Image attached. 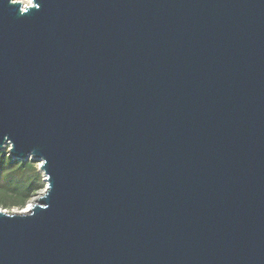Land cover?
<instances>
[{
  "label": "water",
  "instance_id": "obj_1",
  "mask_svg": "<svg viewBox=\"0 0 264 264\" xmlns=\"http://www.w3.org/2000/svg\"><path fill=\"white\" fill-rule=\"evenodd\" d=\"M6 146L0 264H264V0H0Z\"/></svg>",
  "mask_w": 264,
  "mask_h": 264
},
{
  "label": "trees",
  "instance_id": "obj_2",
  "mask_svg": "<svg viewBox=\"0 0 264 264\" xmlns=\"http://www.w3.org/2000/svg\"><path fill=\"white\" fill-rule=\"evenodd\" d=\"M37 161L12 158L8 151H0V207H24L42 188V172Z\"/></svg>",
  "mask_w": 264,
  "mask_h": 264
},
{
  "label": "rangeland",
  "instance_id": "obj_3",
  "mask_svg": "<svg viewBox=\"0 0 264 264\" xmlns=\"http://www.w3.org/2000/svg\"><path fill=\"white\" fill-rule=\"evenodd\" d=\"M19 1H21L23 4H26V3H27L26 0H19ZM4 149L8 151V146H6ZM36 164H37V169H38V162H37ZM42 176H43V174H42ZM42 180H43V177H42ZM43 182H44V181H43ZM44 186H45V182H44V184H43V188H42L40 191H43V189L45 188ZM32 198H33V197H32ZM30 200H31V199H30ZM30 200H29V201H30ZM29 201H28V202H29ZM0 208H1V209H4V210H7V211H9V212L19 210V208H16V207H10V208H2V207H0Z\"/></svg>",
  "mask_w": 264,
  "mask_h": 264
},
{
  "label": "bare ground",
  "instance_id": "obj_4",
  "mask_svg": "<svg viewBox=\"0 0 264 264\" xmlns=\"http://www.w3.org/2000/svg\"><path fill=\"white\" fill-rule=\"evenodd\" d=\"M26 2H27L26 5H28V4L30 3V0H26ZM39 192L42 193L43 191H42V192L39 191ZM33 201H34V199H31V202H33ZM29 203H30V202H29Z\"/></svg>",
  "mask_w": 264,
  "mask_h": 264
}]
</instances>
